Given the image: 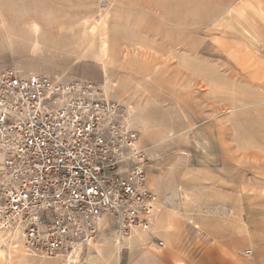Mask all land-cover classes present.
I'll return each instance as SVG.
<instances>
[{"label":"rangeland","instance_id":"obj_1","mask_svg":"<svg viewBox=\"0 0 264 264\" xmlns=\"http://www.w3.org/2000/svg\"><path fill=\"white\" fill-rule=\"evenodd\" d=\"M3 70L94 84L148 154L152 232L121 243L108 220L71 264H229L264 216V0H0ZM0 264L68 262L0 232Z\"/></svg>","mask_w":264,"mask_h":264},{"label":"built area","instance_id":"obj_2","mask_svg":"<svg viewBox=\"0 0 264 264\" xmlns=\"http://www.w3.org/2000/svg\"><path fill=\"white\" fill-rule=\"evenodd\" d=\"M148 164L129 110L94 84L0 71V232L31 254L74 263L108 220L121 243L152 232Z\"/></svg>","mask_w":264,"mask_h":264},{"label":"crops","instance_id":"obj_3","mask_svg":"<svg viewBox=\"0 0 264 264\" xmlns=\"http://www.w3.org/2000/svg\"><path fill=\"white\" fill-rule=\"evenodd\" d=\"M153 191L158 196V200H159L158 208L160 212L162 207V198L154 189ZM248 227H249L248 231L250 232L249 234L250 236H248L246 239L243 240V236H242V238H237V237H235L234 239L230 238L229 242L227 240L225 241V244L223 245L224 246L223 250H228L231 251L232 253L235 252L234 256L232 254L233 257L231 256L232 260L229 264H264V216L251 218L249 220ZM249 250L252 252L251 254H247V251ZM236 252H238L239 254H237ZM225 256L228 255L226 253L224 255L222 254L220 260L223 262L227 261ZM166 262L167 264H174V259L168 257L166 259Z\"/></svg>","mask_w":264,"mask_h":264},{"label":"bare ground","instance_id":"obj_4","mask_svg":"<svg viewBox=\"0 0 264 264\" xmlns=\"http://www.w3.org/2000/svg\"><path fill=\"white\" fill-rule=\"evenodd\" d=\"M102 26L104 27L103 31L106 30V29H105V28H106V25L103 24ZM31 29H32V32H33V34L35 35V37H38L39 34H40V31H41V27H40L37 23H33L32 26H31ZM108 47H109V46L107 45V42H106L105 40H102V42H101V50H102V52H103L104 54L107 53V51H108ZM103 57H104V56H103ZM98 251H99V249H98ZM98 253H100V252H98ZM1 254H2V253H1Z\"/></svg>","mask_w":264,"mask_h":264}]
</instances>
